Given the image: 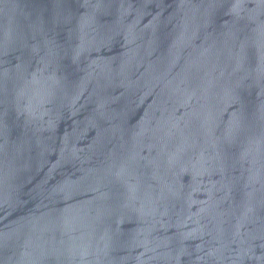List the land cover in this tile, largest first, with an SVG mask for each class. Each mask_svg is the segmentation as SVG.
Here are the masks:
<instances>
[{
	"label": "water",
	"instance_id": "obj_1",
	"mask_svg": "<svg viewBox=\"0 0 264 264\" xmlns=\"http://www.w3.org/2000/svg\"><path fill=\"white\" fill-rule=\"evenodd\" d=\"M0 264H264V0H0Z\"/></svg>",
	"mask_w": 264,
	"mask_h": 264
}]
</instances>
